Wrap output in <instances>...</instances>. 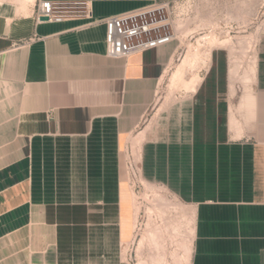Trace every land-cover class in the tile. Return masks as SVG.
Masks as SVG:
<instances>
[{"label":"crops","instance_id":"0c3cea01","mask_svg":"<svg viewBox=\"0 0 264 264\" xmlns=\"http://www.w3.org/2000/svg\"><path fill=\"white\" fill-rule=\"evenodd\" d=\"M171 1L0 0V264L119 263L125 144L176 47L108 57L102 20ZM196 88L144 135L141 175L191 208L189 264H264V37L251 92Z\"/></svg>","mask_w":264,"mask_h":264},{"label":"rangeland","instance_id":"374dc122","mask_svg":"<svg viewBox=\"0 0 264 264\" xmlns=\"http://www.w3.org/2000/svg\"><path fill=\"white\" fill-rule=\"evenodd\" d=\"M151 14L171 20L160 33L174 32L176 49L159 80L153 105L125 144L131 212L137 207L138 214L136 225L134 219L129 223L128 240L120 246L118 264H189L191 208L163 186L143 179L138 147L175 102L195 98L196 85L217 84L221 90H229L223 97H230L231 102L246 89L251 92L257 45L264 37V0H173ZM218 57L222 75L206 76L210 69H216ZM184 59L182 76L173 78ZM190 75L200 76L196 85L183 81Z\"/></svg>","mask_w":264,"mask_h":264},{"label":"built area","instance_id":"2783aa9c","mask_svg":"<svg viewBox=\"0 0 264 264\" xmlns=\"http://www.w3.org/2000/svg\"><path fill=\"white\" fill-rule=\"evenodd\" d=\"M169 2L121 12L102 20L106 27L105 54L111 58L128 57L133 53L156 47L174 38V32L160 33V28L171 23L169 18H157L151 13L164 8ZM47 16L49 20H58L51 2L40 1L37 4L36 18Z\"/></svg>","mask_w":264,"mask_h":264},{"label":"bare ground","instance_id":"6f19581e","mask_svg":"<svg viewBox=\"0 0 264 264\" xmlns=\"http://www.w3.org/2000/svg\"><path fill=\"white\" fill-rule=\"evenodd\" d=\"M203 38H205L203 36ZM202 38V40H203ZM186 65V60L184 59L182 61V63L180 65H178V67L175 69V71L173 72V78H178L179 76L181 77L182 75V72H183V68L184 66ZM185 73V72H184ZM199 75H190L188 78L186 77H183V81L188 84V83H191L192 85H196L198 79H199ZM175 80V79H174ZM150 213V212H149ZM137 214H138V208L136 207L135 211L133 212V219H134V222H133V225L135 226L136 225V221H137ZM190 216L192 217V211L190 210L189 212Z\"/></svg>","mask_w":264,"mask_h":264},{"label":"water","instance_id":"95a60500","mask_svg":"<svg viewBox=\"0 0 264 264\" xmlns=\"http://www.w3.org/2000/svg\"><path fill=\"white\" fill-rule=\"evenodd\" d=\"M39 20H48L47 16H39Z\"/></svg>","mask_w":264,"mask_h":264}]
</instances>
